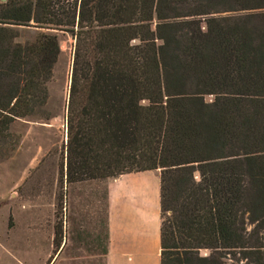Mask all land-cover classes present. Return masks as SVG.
<instances>
[{"label": "trees", "instance_id": "16d2710c", "mask_svg": "<svg viewBox=\"0 0 264 264\" xmlns=\"http://www.w3.org/2000/svg\"><path fill=\"white\" fill-rule=\"evenodd\" d=\"M29 24L73 41L64 182L158 169L159 264H264V0H0L8 150L14 120L46 116L59 53L14 42Z\"/></svg>", "mask_w": 264, "mask_h": 264}, {"label": "rangeland", "instance_id": "374dc122", "mask_svg": "<svg viewBox=\"0 0 264 264\" xmlns=\"http://www.w3.org/2000/svg\"><path fill=\"white\" fill-rule=\"evenodd\" d=\"M258 12L236 11L230 16ZM29 25L11 27L14 42L30 44L39 34H51L59 53L46 84L48 98L42 108L46 116L14 120L8 132L16 143L12 150L8 145L0 148V248L6 251L0 252V264H102L103 180L67 185L60 175L66 141L63 107L73 41L67 32ZM170 216L169 211L162 212L161 221L166 224ZM54 226L59 230L55 250ZM199 253L205 255L206 251Z\"/></svg>", "mask_w": 264, "mask_h": 264}, {"label": "crops", "instance_id": "0c3cea01", "mask_svg": "<svg viewBox=\"0 0 264 264\" xmlns=\"http://www.w3.org/2000/svg\"><path fill=\"white\" fill-rule=\"evenodd\" d=\"M159 176L154 169L103 180L106 240L102 264H159ZM3 249L0 252L5 254Z\"/></svg>", "mask_w": 264, "mask_h": 264}, {"label": "water", "instance_id": "95a60500", "mask_svg": "<svg viewBox=\"0 0 264 264\" xmlns=\"http://www.w3.org/2000/svg\"><path fill=\"white\" fill-rule=\"evenodd\" d=\"M69 75H70V68H69V73H68V78H67V84H68V81H69ZM65 139H66V135H65ZM64 144H65V142H64Z\"/></svg>", "mask_w": 264, "mask_h": 264}]
</instances>
